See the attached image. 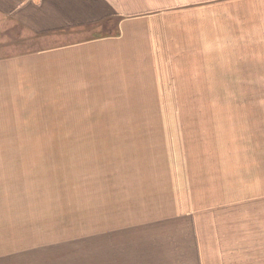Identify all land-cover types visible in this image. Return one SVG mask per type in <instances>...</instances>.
<instances>
[{"label":"crops","instance_id":"obj_1","mask_svg":"<svg viewBox=\"0 0 264 264\" xmlns=\"http://www.w3.org/2000/svg\"><path fill=\"white\" fill-rule=\"evenodd\" d=\"M0 19L32 43L0 55V264H67L72 255L71 232L41 225L70 220L73 139L114 138L87 126L73 138V124L94 127L99 119L73 117V109L90 108L73 92L135 86L130 77L151 76L146 61L154 57L164 61L154 66L164 76H179L182 61L197 63L202 53L221 60L230 48L242 62L264 52V0H0ZM105 24L111 32L86 33ZM73 32L82 34L54 45ZM159 44L164 52L153 53ZM168 158L152 166L155 178L136 196L141 205L133 197L96 207L107 218L96 234L99 264H264V217L249 210L261 200L233 198Z\"/></svg>","mask_w":264,"mask_h":264},{"label":"rangeland","instance_id":"obj_2","mask_svg":"<svg viewBox=\"0 0 264 264\" xmlns=\"http://www.w3.org/2000/svg\"><path fill=\"white\" fill-rule=\"evenodd\" d=\"M87 31L94 35L111 29L105 24L101 30ZM160 32L158 28L151 30L154 36L160 37ZM20 33L18 26L0 19V55L32 45L24 33L17 38ZM81 34L57 36L54 45L74 42ZM168 40L174 44L168 46V52H176L173 31ZM162 47L159 44L152 48L153 53L164 52ZM199 51L202 53V48ZM229 52L230 48L224 50L221 54L227 55L221 60L212 61L202 53L197 63L182 61L183 69L173 71L179 76H164L166 71L154 68H164V61L154 57L157 60L146 61L153 67L151 76L130 77L135 86L122 87L120 92H73L72 100L90 104L88 109H73V117H99L94 127L73 124V138L82 135L83 126L114 138L72 141L70 220L66 214L65 225L59 221L41 225L56 230L65 227L66 235L71 232L72 255H66L67 264H99L96 234L105 229L107 218L96 207L139 196L149 184L148 179L155 178L157 172L152 173V166L160 165L165 155L169 156L167 164L173 161L192 178H213L212 182L225 186L233 198L245 193L261 200L256 203L255 199L249 210L261 208L258 215L264 217V52L259 51L257 59L249 54L242 62L231 59L234 57ZM239 186L252 187L243 190ZM141 200H135L138 206Z\"/></svg>","mask_w":264,"mask_h":264}]
</instances>
